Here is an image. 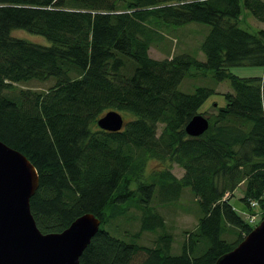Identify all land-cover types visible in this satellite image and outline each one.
<instances>
[{"label": "trees", "instance_id": "16d2710c", "mask_svg": "<svg viewBox=\"0 0 264 264\" xmlns=\"http://www.w3.org/2000/svg\"><path fill=\"white\" fill-rule=\"evenodd\" d=\"M242 4L264 24V0H0V141L38 172L30 204L43 234L62 233L86 214L101 221L79 264H216L263 221L264 76L229 69L264 68V29L239 27ZM190 24L211 27L200 45L205 61L188 52L150 56L172 28ZM17 29L51 45L13 38ZM207 70L216 84L230 81L233 93L206 117L209 130L190 137L187 124L207 114L199 111L216 89L180 87ZM34 81L53 84L17 89ZM110 111L131 115L122 131L98 127ZM150 160L184 175L172 168L147 175ZM240 188L243 213L261 214L256 224L232 204ZM185 189L198 224L174 253L159 208ZM132 223L136 232L123 228ZM145 233L157 235L154 246L140 243Z\"/></svg>", "mask_w": 264, "mask_h": 264}, {"label": "water", "instance_id": "95a60500", "mask_svg": "<svg viewBox=\"0 0 264 264\" xmlns=\"http://www.w3.org/2000/svg\"><path fill=\"white\" fill-rule=\"evenodd\" d=\"M97 125L106 132H120L125 119L119 112L110 111ZM209 128L210 121L197 115L185 132L200 137ZM39 184L38 172L27 157L0 141V264H79L101 221L86 214L62 233L43 234L30 204ZM216 264H264V219Z\"/></svg>", "mask_w": 264, "mask_h": 264}, {"label": "rangeland", "instance_id": "374dc122", "mask_svg": "<svg viewBox=\"0 0 264 264\" xmlns=\"http://www.w3.org/2000/svg\"><path fill=\"white\" fill-rule=\"evenodd\" d=\"M240 28L247 30L250 33H256L260 29H264V24L258 22L252 13L247 10L242 4V15L238 22ZM211 27L208 25L190 24L186 27L172 28L173 33L168 34L166 40L157 46H153L150 50V56L157 60H163L172 56L173 54H180L188 52L196 54L198 59L205 61V57L200 51V45L203 42L205 36L209 33ZM13 38L22 39L30 43L40 46H50V42L43 36L33 35L25 30H14L11 33ZM230 72L241 78H259L264 76L263 67H251V66H237L231 67ZM195 72V71H193ZM198 73L196 76L187 78L181 85L182 91H193V87L196 85H206L216 89V94L211 96L204 106L200 109V113H207L204 116L209 117L216 113L219 108H225L227 106V100L225 94L233 93L230 81H224L216 84L214 81L213 71H203ZM51 83H39L30 82L26 84H17V89H31V90H46ZM195 88V87H194ZM131 117L130 114H125V123ZM165 168H172L173 173L181 178L184 175V170L178 167L176 164L160 163L156 160H150L148 162L146 173L151 174L155 171H160ZM243 195V189L240 188L236 192V196L232 199V204L240 216L245 217L246 206L240 201V197ZM161 214L167 221L169 232L174 236V253H179L181 245L185 239V232L191 231L196 228L198 224L199 211L197 202L194 196L191 194L190 189H185L182 198L177 203L159 208ZM260 214V213H259ZM258 214V215H259ZM261 215V214H260ZM124 229L136 232L139 228L138 223H132L124 225ZM156 234L145 233L140 243L144 246H154ZM141 257L138 259V261Z\"/></svg>", "mask_w": 264, "mask_h": 264}, {"label": "built area", "instance_id": "2783aa9c", "mask_svg": "<svg viewBox=\"0 0 264 264\" xmlns=\"http://www.w3.org/2000/svg\"><path fill=\"white\" fill-rule=\"evenodd\" d=\"M252 207L253 208L257 207V203L253 202L252 203ZM258 217H259V215H251V214L246 215V219L249 221L250 224H256L255 222H257Z\"/></svg>", "mask_w": 264, "mask_h": 264}]
</instances>
